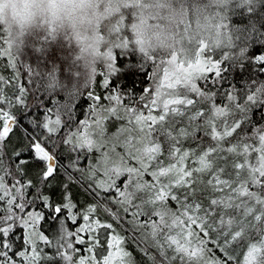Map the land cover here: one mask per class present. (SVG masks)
Wrapping results in <instances>:
<instances>
[{
	"label": "snow or ice",
	"instance_id": "6c2138e0",
	"mask_svg": "<svg viewBox=\"0 0 264 264\" xmlns=\"http://www.w3.org/2000/svg\"><path fill=\"white\" fill-rule=\"evenodd\" d=\"M134 30L122 17L113 28L116 47L138 49L149 59V70L155 69L149 86L126 99L121 91L112 92L115 81L110 84L105 78L107 95L92 93L88 112L79 121L45 106L43 119L36 116L24 129L12 160L6 159V141L21 126L12 109L20 106L29 112L40 105L31 109L26 103L30 90L19 83L18 72L10 78L0 75V264H134L124 247L127 238L117 231L121 223L139 234L141 251L152 264H209L210 233L224 256L214 257L211 264H264V128H254L250 135L238 133L252 107L264 104V85L243 94L217 90L209 74L220 76V63L212 58L220 42L198 41L183 58L150 54ZM3 32L7 48L0 56L11 59V33ZM103 57L115 71L113 48L108 46ZM258 62L264 63V55ZM10 66L16 69L14 59ZM112 119L121 126L106 136L105 122ZM197 132L202 133L200 141L207 137L212 143L185 147L184 141H197ZM62 145L90 159L98 153L87 173L76 162L71 165L90 181L94 203L82 209L72 201L67 185L59 205L51 204L42 191L61 167L55 149ZM117 146L124 151L117 152ZM29 163L37 169V184L27 178ZM38 203L59 221L51 236L40 230L45 216L36 209ZM69 223L75 227L70 229ZM18 228L23 237L17 249L21 237L13 234ZM82 251L86 255H80Z\"/></svg>",
	"mask_w": 264,
	"mask_h": 264
},
{
	"label": "trees",
	"instance_id": "16d2710c",
	"mask_svg": "<svg viewBox=\"0 0 264 264\" xmlns=\"http://www.w3.org/2000/svg\"><path fill=\"white\" fill-rule=\"evenodd\" d=\"M228 1L231 4L228 20L233 43L231 46L223 48L220 53L227 55V60L222 56L224 54L221 56L213 54L212 58L220 61L221 72L219 77L210 73L209 75L213 79L209 82L213 83L217 90L230 92L234 89L238 94H243L246 91L254 90L259 84L264 85V63L258 62L259 57L264 55V0ZM203 2L207 3L208 0ZM4 35L3 29H0V50L7 48V45L3 43ZM113 37L116 38V34H113ZM17 41L15 48L13 47L11 50L13 54L11 59L15 60L16 69L10 66L9 56H0V75L10 78L18 72L19 83L30 90L26 97V103L31 109H35L37 102L40 107L39 110H30L29 112L24 111L20 106L13 108L12 111L20 120L21 126L16 128V137L14 139L10 137V140L6 141V159L9 160L15 159L12 156L13 148L19 150L22 145L20 138L23 136L24 129L30 127V122L36 116L43 119L42 112L46 114L45 106L53 110L54 113L70 115L75 121H79L88 112L92 93L101 96L107 95L104 85L105 78L109 80L110 84L115 81L111 89L112 92L119 90L128 99L129 96H138L150 82L153 74V69L149 70L151 68L149 59L138 49L131 47H116L114 49L112 67L116 69L115 71L99 66L93 75L87 76L82 63L72 62L74 56L79 53V48L70 36L48 34L42 38V36L33 35L30 38L22 37ZM117 56L119 61L123 62L122 64L115 59ZM217 103L222 102L217 99ZM202 108L206 109L207 104H202ZM252 122L255 124L264 123V104H257L248 113L246 124H252ZM206 138L200 143L211 144V141H207ZM55 151L60 153L58 157L62 173L68 172L72 179L69 180L67 179L69 175L65 177L60 173L61 177L58 175L55 179L50 180L49 187L42 188L44 194L49 196L50 203L53 205L63 203L65 185H67V192L72 195L75 196L76 191L80 193L78 197H72V201L78 209L94 203L88 188L90 181L76 168L71 167L73 162H76L77 167L84 169V173H87L88 154L81 151L74 152L68 145H62ZM28 155L25 153V156ZM28 165L37 171L31 163ZM28 165L24 169L27 178L37 184L38 177L28 173ZM29 192L31 196L32 190ZM36 209L43 212L45 216V219L40 223V230L51 236L59 228V221L50 218L53 213L44 208L42 203H38ZM103 218L111 222L110 217L103 216ZM68 227L71 229L75 226L69 223ZM117 231L127 238L124 247L131 253L134 264H152V261L141 251L144 245L139 242L138 233H134L126 223H121ZM13 235L21 237V240L16 241L18 249L22 243L23 229H16ZM46 251L49 254L52 252L51 249ZM148 252L151 255H156L159 260L155 249L149 248ZM213 252L217 253L219 259H224L219 248L214 249ZM80 255H86V253L82 251ZM213 256L217 258L215 255Z\"/></svg>",
	"mask_w": 264,
	"mask_h": 264
},
{
	"label": "clouds",
	"instance_id": "9594fccd",
	"mask_svg": "<svg viewBox=\"0 0 264 264\" xmlns=\"http://www.w3.org/2000/svg\"><path fill=\"white\" fill-rule=\"evenodd\" d=\"M224 0H0V29L17 38L41 28L71 36L90 67L103 58L114 26L122 17L150 54L182 58L198 41L222 42L224 30L213 5ZM130 14V15H129ZM104 39L101 40L100 36Z\"/></svg>",
	"mask_w": 264,
	"mask_h": 264
},
{
	"label": "rangeland",
	"instance_id": "374dc122",
	"mask_svg": "<svg viewBox=\"0 0 264 264\" xmlns=\"http://www.w3.org/2000/svg\"><path fill=\"white\" fill-rule=\"evenodd\" d=\"M204 0H202V2H203ZM231 1V0H230ZM204 3V2H203ZM230 2L228 1V0H224V2L223 3H221V4H218V5H214L213 6V12H214V14L218 17V19H219V23L221 24V25H223L224 26V35H225V39L220 43V45H218V46H215V48H214V52H213V54H214V56H216V55H222V54H224V53H222V54H220L221 52H222V49L223 48H226V47H229V46H231L232 45V43H233V40H232V33H231V30H230V28H229V20H228V12H229V7H230ZM130 15V14H129ZM48 34H50V35H54V34H56V33H54V32H52L51 30H49V29H45V28H41V29H39V30H37L36 32H34V33H32V34H26V35H23V36H20V37H18L17 38V40H20L22 37H31V36H33V35H39V36H42V38L43 37H46V35H48ZM109 34V36L110 37H112V39H111V42H110V47H112L113 48V57H114V49L116 48V45L119 43V40H118V38L116 37V38H114L113 37V34H115V33H113V32H109L108 33ZM67 36H69V35H67ZM71 37V36H70ZM72 38V37H71ZM72 41H74V39L72 38ZM75 42V41H74ZM223 57H225V59L227 60V55H222ZM72 62L73 63H82V65H83V67H84V69H85V71H86V74H87V76H89L90 74H94L98 69H99V66H101L102 68H105V69H109V61H108V59H106L105 57H103L98 63H96L95 65H92L91 67L88 65V64H86L85 62H84V60H83V57L80 55V52L77 54V55H75L74 56V58L72 59ZM113 60H112V64H113ZM219 63H220V61H218ZM155 71V69H153V71L152 72H154ZM153 75V74H152ZM212 75V74H211ZM152 77V76H151ZM150 83V82H149ZM149 83L146 85V87L147 86H149ZM198 83V85H200V86H203L202 85V82H200V81H198L197 82ZM128 99H131V98H134V97H132V96H129V97H127ZM193 99H196V97L195 96H193L192 97ZM197 107H200V108H202V104H197ZM13 110V109H12ZM260 116V115H259ZM239 117V116H238ZM237 117V118H238ZM121 123L122 122H120V121H116V120H114V119H112V120H109V121H106L105 122V126H106V136H112L114 133H116L117 132V129L121 126ZM254 128H264V123H262V124H255V123H253L252 122V124L250 123H248V124H244V125H242V130H238V133H241V134H248V135H250L251 133H252V131L254 130ZM201 135H202V133H200V132H197L196 133V136H197V141H192L191 139H189V140H186V141H184V146L185 147H190V148H197V142H200V137H201ZM236 134H234V136H235ZM14 137H16V129L14 130V134L11 136V138L12 139H14ZM121 139H122V137H121ZM207 139V141H210L209 140V138H206ZM229 139H232V138H229ZM114 143H116V141H113ZM212 143V142H211ZM204 145V144H203ZM208 144H205L204 146H207ZM225 146H226V142H225ZM116 151L117 152H120V153H122L123 151H124V149L122 148V147H119V146H117L116 147ZM77 152V151H76ZM98 155V153H96L95 151H94V154H92L91 155V159L89 158V155L87 156V160H86V166L88 167V165L90 164V163H93V162H95V158H96V156ZM255 156V154H253V157ZM58 164L60 165V158L58 157ZM88 169V168H87ZM27 171H28V173H30V174H35L36 176H37V171L36 170H34L32 167H31V165H28V167H27ZM87 171V170H86ZM33 172V173H32ZM64 174V176L66 177V176H68L69 174H68V172L67 173H62V169H58V171H57V173H55L54 175H55V177L56 176H60L61 174ZM66 174V175H65ZM70 176V175H69ZM61 177V176H60ZM29 179V178H28ZM67 179H69L68 177H67ZM145 179H150L149 177H147V176H145ZM120 182H122V181H120ZM30 191V190H29ZM30 193V192H29ZM70 193V192H69ZM71 194V199H72V197H78L79 195H80V193L79 192H77L76 191V193H75V196L74 195H72V193H70ZM30 195V194H29ZM83 205V204H82ZM170 206H172V207H175V205H174V203H172V202H170ZM216 237H215V235L214 234H212V233H210L209 234V237L207 238V244H206V248L208 249L207 250V255H206V260L209 262V264H211V261H212V259L214 258V256L213 255H215L217 258H220V257H218V255H217V253L215 252H213L214 251V249H217V247H216V243H215V241H216ZM47 250V248H45V251ZM47 252V251H46ZM212 255V256H211Z\"/></svg>",
	"mask_w": 264,
	"mask_h": 264
}]
</instances>
